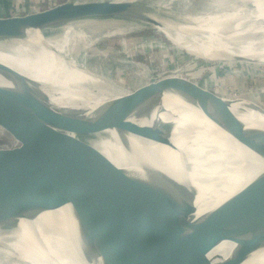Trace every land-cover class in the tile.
<instances>
[{"label":"water","instance_id":"1","mask_svg":"<svg viewBox=\"0 0 264 264\" xmlns=\"http://www.w3.org/2000/svg\"><path fill=\"white\" fill-rule=\"evenodd\" d=\"M88 16L160 26L128 0H65L0 15V46L12 50L10 40L23 38L28 29L42 30ZM0 77L4 79L0 83V264L13 259L5 250L11 246L21 219L32 220L63 204L70 205L76 219L86 261L212 264L203 252L223 240L235 244L232 258L235 252L244 258L248 251L264 246V170L252 185L207 217H193L185 211L194 207L193 202L186 199V204H176L170 198L175 189L161 172L118 166L92 143L96 134L107 128L119 133L146 131L152 139L166 142L169 132L165 128L171 123L160 113L164 111L163 96L169 93L200 109L264 159V127L247 126L232 109L236 103V110L264 114V95L233 93L224 84L205 87L187 76L165 75L88 109L87 104H50L33 80L1 61ZM94 90L97 93V88ZM35 228L25 227L30 233L38 230ZM31 250L37 248L31 246Z\"/></svg>","mask_w":264,"mask_h":264},{"label":"bare ground","instance_id":"2","mask_svg":"<svg viewBox=\"0 0 264 264\" xmlns=\"http://www.w3.org/2000/svg\"><path fill=\"white\" fill-rule=\"evenodd\" d=\"M128 1L136 9L153 16L160 24L153 26L165 33L174 47L178 45L194 57L204 60V64L235 60L228 57L231 54L264 51V0H236L230 4L225 0H214L196 13L184 15L185 20L178 24L170 23V17L159 16L161 12L152 14L142 0ZM132 22L139 23L88 16L71 18L42 30L28 29L23 38L10 40L12 50L0 46V61L17 68L33 80L50 104L60 107L87 104L90 106L88 109H92L110 97L132 89L112 77L111 68L134 66L131 63L125 65L121 55L108 51L106 47H96L99 54L91 56L88 50L95 46L98 36L104 33L121 34L127 30L123 26L134 28L130 26ZM91 26L94 27L91 29L93 31H86ZM51 29H59L60 32L46 36L45 32ZM153 46L167 50L163 43L144 42L145 49ZM238 55L234 57L253 60L249 56ZM260 57L264 58V53H260ZM139 68L145 76L149 74V70ZM3 81L0 77V83ZM108 86L112 89H108ZM96 88L98 91L94 93L92 90ZM166 96L170 98L174 95ZM173 107L162 100L164 111L160 113L161 118L171 123L165 128L169 132L166 142L152 139L146 131L119 133L114 128H107L96 134L92 143L118 166L137 172L144 169L161 172L160 175L168 178L175 189L170 198L180 205L186 204V199L191 200L194 207L185 210L187 215L205 218L221 203L252 185L255 177L264 170V159L219 125H213L215 122L203 112L200 116L204 118L203 121H193ZM152 117L156 118L157 112ZM246 117L241 121L247 126L264 127V114ZM31 225L38 228H35V233L25 229ZM18 226L11 246L5 250L7 255L13 256L7 264H102L99 258L86 261L76 219L68 204L42 211L32 220L21 219ZM23 234L25 238L21 237ZM31 246L37 250H31ZM234 246L233 242L223 240L203 252V256L212 264L228 260L236 264H264V246L248 251L244 258L239 257L242 259L237 256L239 252L234 253V258L231 257Z\"/></svg>","mask_w":264,"mask_h":264},{"label":"rangeland","instance_id":"3","mask_svg":"<svg viewBox=\"0 0 264 264\" xmlns=\"http://www.w3.org/2000/svg\"><path fill=\"white\" fill-rule=\"evenodd\" d=\"M62 1L65 0H0V15L7 16L16 13H23L25 11H32ZM212 1L214 0H142L152 14L153 12H155V14L161 12V15L159 16L166 18L170 17L169 22H172V24L183 22L185 20L183 19L184 15L187 13L192 14V12L196 13L198 9H201ZM225 1L230 4L236 0ZM173 2L176 3L174 4ZM172 5L176 6L172 7ZM31 7H34V9ZM130 26L134 28L123 26L127 29V32H123L124 34L114 33L111 35L104 33L101 36H98L95 40V46H92L88 50L89 55L91 56L99 54V51L95 49L96 47H106L108 51L112 50L115 54H118L119 56L121 55V57L124 58L123 61H125V65L131 63L134 66H125V69L121 68V66L112 67V77L118 82L133 89L145 81H148L151 77L157 78L165 75L173 77L187 76L194 80H199L198 82L205 87L213 86L214 88H217L219 84H224L227 86V89L233 93L243 92L245 95L253 96L264 95V58L260 57V53H264L263 50L247 51L244 52L245 54L240 53V55L249 56L253 60L236 59L238 57L234 56L238 55L237 53L228 56L235 60L210 61L207 62V64H204V60L194 57L191 53L183 50L181 47L179 48L178 45L174 47V45L165 38L163 32H159L151 25L132 22ZM93 28L94 27L91 26L90 28H87L86 31H93L91 30ZM103 28L105 29V25ZM59 32V29H51L47 30L45 35L51 37V35L59 34ZM147 41L163 43L167 50H162L159 46L145 49L144 42ZM139 67L149 70V74L145 76L142 69ZM129 77H132V81ZM166 95L172 96L173 94L167 93L163 96L162 100H165L167 105L171 107L174 106L173 108L178 109L179 112H184V114L193 121L204 120V118L200 117L203 115L202 111L197 107L186 103L176 95L170 98ZM235 107H237L236 103L232 105V109L234 110ZM238 111L239 110H237V112ZM250 114L257 115L258 112L246 109L240 114H236L238 115L236 117L241 120L248 115L250 116ZM213 125L217 124L213 123ZM1 139L2 138L0 137V140Z\"/></svg>","mask_w":264,"mask_h":264},{"label":"crops","instance_id":"4","mask_svg":"<svg viewBox=\"0 0 264 264\" xmlns=\"http://www.w3.org/2000/svg\"><path fill=\"white\" fill-rule=\"evenodd\" d=\"M234 110H235L236 114H240L242 111H244V110H240V109H239L238 112H240V113H238L237 110H236L235 108H234Z\"/></svg>","mask_w":264,"mask_h":264}]
</instances>
